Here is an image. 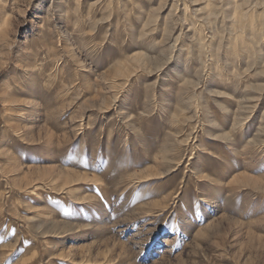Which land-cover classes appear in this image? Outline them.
Wrapping results in <instances>:
<instances>
[{"label": "rangeland", "instance_id": "rangeland-1", "mask_svg": "<svg viewBox=\"0 0 264 264\" xmlns=\"http://www.w3.org/2000/svg\"><path fill=\"white\" fill-rule=\"evenodd\" d=\"M0 264H264V0H0Z\"/></svg>", "mask_w": 264, "mask_h": 264}, {"label": "bare ground", "instance_id": "bare-ground-1", "mask_svg": "<svg viewBox=\"0 0 264 264\" xmlns=\"http://www.w3.org/2000/svg\"><path fill=\"white\" fill-rule=\"evenodd\" d=\"M38 48L36 47L37 50H38ZM27 52H29V51H27ZM39 55H40L39 51H32L30 53H27L26 59H24L19 66V71L22 72L23 76L19 77V79L17 78L18 80L14 79L16 82L13 81L14 82L13 84H15V87H14L15 89H13L14 96H13V98H11V102L13 103L14 106H16V109H19L20 111L21 110L24 111V109L27 111V109H28L27 106L29 104H31L30 103L31 101L29 102V100H30V98H29V86L32 82L33 76L36 75L35 73L39 67V65H38ZM17 74H19V73H17ZM34 78H35V76H34ZM23 111H22V113H23ZM18 112H16V113L18 114ZM16 127L14 130L17 129ZM167 241L168 240H166V242Z\"/></svg>", "mask_w": 264, "mask_h": 264}]
</instances>
